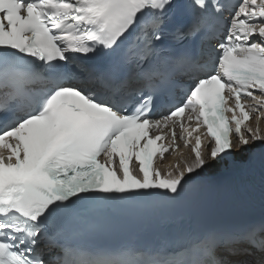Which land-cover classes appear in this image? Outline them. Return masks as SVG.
Wrapping results in <instances>:
<instances>
[{
  "label": "snow or ice",
  "instance_id": "snow-or-ice-1",
  "mask_svg": "<svg viewBox=\"0 0 264 264\" xmlns=\"http://www.w3.org/2000/svg\"><path fill=\"white\" fill-rule=\"evenodd\" d=\"M182 75L186 91L158 113ZM261 119L264 0H0V264H187V248L60 237L95 230L98 210L174 201L237 157L264 178ZM178 140L188 156L162 171ZM258 231L235 238L264 253ZM200 245L196 264H225L214 234Z\"/></svg>",
  "mask_w": 264,
  "mask_h": 264
},
{
  "label": "water",
  "instance_id": "water-1",
  "mask_svg": "<svg viewBox=\"0 0 264 264\" xmlns=\"http://www.w3.org/2000/svg\"><path fill=\"white\" fill-rule=\"evenodd\" d=\"M245 162V157H237L234 163L230 161L225 165L209 168L198 175L193 174L179 198L183 200L205 199L210 195V189L221 187L225 183L238 182L242 178L239 166ZM228 220H233V218H228Z\"/></svg>",
  "mask_w": 264,
  "mask_h": 264
}]
</instances>
